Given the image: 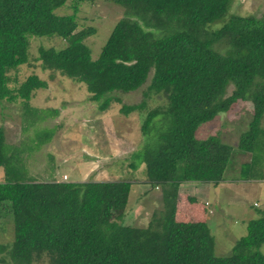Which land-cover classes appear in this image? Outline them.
Segmentation results:
<instances>
[{
	"label": "trees",
	"instance_id": "obj_1",
	"mask_svg": "<svg viewBox=\"0 0 264 264\" xmlns=\"http://www.w3.org/2000/svg\"><path fill=\"white\" fill-rule=\"evenodd\" d=\"M96 1L0 0V102L19 101L22 120L32 125L48 116L29 103L47 83L34 73L19 83L15 77L30 64L32 37L64 43L39 46L34 61L50 79L59 74L82 84L98 112L119 103L120 93L143 88L140 103L121 104L123 116L145 109L149 94L163 96L164 106L146 112L143 145L128 165L143 164L145 183L160 189L161 209L145 226L123 225L129 181L31 178L23 151L6 144L0 128V216L12 226L11 241L0 243V264H264V209L227 256L214 254L205 221L175 215L181 184L225 181L232 147L195 132L240 103L249 104L251 117L238 138L237 149L249 155L239 179L264 181V13H233L236 0H105L123 15L92 58L86 40L97 30L80 26L77 12ZM67 2L71 13H58Z\"/></svg>",
	"mask_w": 264,
	"mask_h": 264
},
{
	"label": "rangeland",
	"instance_id": "obj_2",
	"mask_svg": "<svg viewBox=\"0 0 264 264\" xmlns=\"http://www.w3.org/2000/svg\"><path fill=\"white\" fill-rule=\"evenodd\" d=\"M69 5L70 2H67L58 13H71ZM231 12L260 17L264 13V0H236ZM122 15L121 7L105 0L79 4V25L97 30L94 36L86 40L92 58L97 57L114 23ZM30 39V64L20 66L15 77L19 83L34 73L47 83L46 89L33 93L29 103L43 110V118L48 116L41 123L32 125L28 119L22 120L19 101L14 104L0 102V128L4 131L6 144L23 151L28 176L37 180L129 181L132 185L129 208L122 223L145 226L151 213L161 209L160 189L145 183L143 164L136 163L138 167L135 170L128 165L132 160L130 154L143 145L140 126L146 112L164 106V97L149 94L145 99V109L128 116L120 114L121 104L141 102V88L117 94L119 103H112L105 112H98L96 103L89 100V94L82 84L59 74L50 79L49 72L42 71L39 62L34 61L39 46L61 48L64 43L37 37ZM52 109L58 110L57 116H49ZM250 117L249 104L240 103L232 110L218 114L214 121L201 124L195 132L196 139L217 136L232 147L225 181L216 186L190 182L180 185L179 192L183 195L177 200L179 209H176V219L179 221L183 218L185 222L205 220L214 237L216 256H227L234 242L246 234L247 221L257 218L259 211L264 209V181H244L238 175L240 164L249 160V155L240 152L237 144ZM261 126L264 127V117ZM45 138L48 141L45 142ZM2 177L0 168V181ZM11 238V220L1 215L0 243L10 242ZM259 250L264 254V244Z\"/></svg>",
	"mask_w": 264,
	"mask_h": 264
},
{
	"label": "crops",
	"instance_id": "obj_3",
	"mask_svg": "<svg viewBox=\"0 0 264 264\" xmlns=\"http://www.w3.org/2000/svg\"><path fill=\"white\" fill-rule=\"evenodd\" d=\"M180 190V189H179ZM183 195V194H182ZM181 194H180V192L178 193V200H179V198H180V196H182ZM176 209H179V203H178V201H177V206H176ZM192 211V210H191ZM188 213L190 214V213H192V212H190V211H188ZM188 213H187V216H188ZM194 214H195V212H194ZM193 215V214H192ZM198 215V214H197ZM191 216V215H190ZM184 217V216H183ZM180 221H183V218L181 219L180 218ZM205 221V220H204ZM185 222V221H184Z\"/></svg>",
	"mask_w": 264,
	"mask_h": 264
},
{
	"label": "built area",
	"instance_id": "obj_4",
	"mask_svg": "<svg viewBox=\"0 0 264 264\" xmlns=\"http://www.w3.org/2000/svg\"><path fill=\"white\" fill-rule=\"evenodd\" d=\"M64 179H65V177H64Z\"/></svg>",
	"mask_w": 264,
	"mask_h": 264
}]
</instances>
